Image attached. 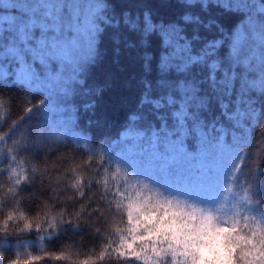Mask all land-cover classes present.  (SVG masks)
Returning a JSON list of instances; mask_svg holds the SVG:
<instances>
[{
	"label": "snow or ice",
	"instance_id": "obj_1",
	"mask_svg": "<svg viewBox=\"0 0 264 264\" xmlns=\"http://www.w3.org/2000/svg\"><path fill=\"white\" fill-rule=\"evenodd\" d=\"M9 85L58 140L95 145L107 165L93 211L110 231L79 264H264V145L249 160L264 131V0H0ZM117 113L115 135H96ZM68 258L0 247V264Z\"/></svg>",
	"mask_w": 264,
	"mask_h": 264
},
{
	"label": "trees",
	"instance_id": "obj_2",
	"mask_svg": "<svg viewBox=\"0 0 264 264\" xmlns=\"http://www.w3.org/2000/svg\"><path fill=\"white\" fill-rule=\"evenodd\" d=\"M36 2L29 0V3ZM38 2L44 4L46 0ZM0 98L4 101L0 105V221L9 215L13 217L8 221L7 234L0 235V247L9 257L17 252L27 257L67 251L66 261L45 259L41 264H79L81 257L100 249L110 231L105 219L107 210L102 214L93 211L94 207L103 206L100 199L103 185L93 181L102 179L100 173L107 165L98 162L95 145L89 151L71 139L58 140L57 126L46 122L37 111L28 115L24 111L25 94L19 88L9 85L0 89ZM122 118L121 114H114L113 126L96 135H115ZM49 127H53L51 134ZM256 141L249 152L250 161H255L254 152L264 145V131L258 130ZM252 166L245 165L249 169L246 177L240 172L236 193L243 192L251 181ZM78 179L82 183L73 187ZM112 183L110 179L109 184ZM80 191L84 193L82 197ZM224 194L229 195L226 190ZM236 199L232 195L229 205ZM21 214L33 218L34 224L40 222V229L21 231L24 224ZM53 217L55 228L49 223Z\"/></svg>",
	"mask_w": 264,
	"mask_h": 264
}]
</instances>
